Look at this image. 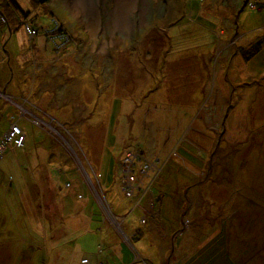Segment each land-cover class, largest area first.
Segmentation results:
<instances>
[{
  "label": "rangeland",
  "instance_id": "374dc122",
  "mask_svg": "<svg viewBox=\"0 0 264 264\" xmlns=\"http://www.w3.org/2000/svg\"><path fill=\"white\" fill-rule=\"evenodd\" d=\"M17 1L27 17L0 0L9 23L0 27V91L53 108L44 106L41 127L26 104L21 112L0 97V138L11 117L28 137L0 164V264L104 262L107 238L122 253L116 227L141 256L135 262L126 248L127 264H160L161 254L166 264H264V0ZM26 24L39 35L31 39ZM219 94L232 114L220 123L210 114L209 129L196 117L218 107ZM127 153L141 156L132 197L123 186ZM213 162L228 169L223 183L202 173ZM214 186L221 197L208 193ZM49 187L58 206L50 217ZM148 187L165 196L155 225L166 231L153 232L145 217ZM98 194L125 217L123 228L97 222ZM219 227L227 242L216 259L196 253ZM235 228L258 229L236 245ZM165 233L171 250L158 240ZM257 249L259 258L246 256Z\"/></svg>",
  "mask_w": 264,
  "mask_h": 264
},
{
  "label": "crops",
  "instance_id": "0c3cea01",
  "mask_svg": "<svg viewBox=\"0 0 264 264\" xmlns=\"http://www.w3.org/2000/svg\"><path fill=\"white\" fill-rule=\"evenodd\" d=\"M5 26H7V23H4L3 24V23L0 22V27L1 28L4 29ZM0 97L3 98L6 101L5 103H11V104L16 105L20 109V111L22 110L21 108H23L22 106L26 104L25 106L31 111V112L30 111L27 112V110H26L27 108L26 107L24 109V110H26L27 113H29V116H28L29 119L31 121H33V122L34 121H39L41 127L44 125L43 124V121L46 118L43 116L42 112L44 111L46 113V111H45L46 109L44 108V106H46V107H50V106L47 105L40 98H39L40 100L33 98V100H29V99H28V101L21 100L19 102V101L15 100L11 95H6V93L5 92H2V91H0ZM211 101H212V98L209 99L208 103L209 104L212 103V102L214 104H217L218 103L217 104L218 107H215L216 109L213 108V107L212 108H209L208 111L202 110L197 115V117H196V120L199 119V118H201L202 120H204V122L206 123V125H207V127L209 129L212 128L210 126L211 124H209L207 122V119H208V117H209L210 114L216 115L217 118H212V119L213 120H218L219 123L224 118L228 120L230 118L231 114H232V113H230V115H228V114L226 116L224 115V112L226 111V108H223V106H226L228 103L226 102V100L220 94H219V101L218 102H215V101H212L211 102ZM50 108H53V107H50ZM0 111H1V109H0ZM2 115H0V122L2 121ZM46 117L49 118L48 116H46ZM12 122L13 123H16L17 125H19L18 122L16 121L15 117H11L10 118V121H9L8 129H9V127H10V125H11ZM44 127H45V125H44ZM48 128L49 127L47 126V128L45 129V131L47 133H48V130H47ZM26 138H27L26 139V143H27V141H28L27 135H26ZM211 142H212V145H210L209 148H212L214 146L213 145V139H211ZM26 148H27V144H25L24 148H22V149H15L13 147H9L6 150L5 155H4L3 159L1 160L0 164L5 159V157H6L9 149L12 150V151H20V150H25ZM219 150H225V148H223V149L220 148ZM29 154H30V152H28V155ZM26 156H27V153H26ZM214 164H215L214 162H213V164H211V163L210 164H202V166H203L202 173H204L205 171L206 172L207 171H210V173H213V175H214V177L212 178L213 181L210 179L211 180V183L218 182V181H219V183H223L225 181V175H226V172L228 171V169L226 168V166H222V165H218V164L214 165ZM117 170H116V172H117ZM154 172L156 173L155 174V176H156L158 174V171L155 170ZM123 175L124 174H122V176ZM88 176H89L90 179L92 178V176L90 174ZM149 181H150V179H149ZM68 183L71 184L70 182H67L66 183V186H67ZM70 188H72V184H71V187ZM70 188H67V189H70ZM188 188H189V186H185V185H181V187H179V189L180 190H183V191L186 189V193H187ZM190 188H192V187H190ZM214 188H215V186L212 187V188H210L208 190V193L210 195L214 196L215 198L216 197H218V198L221 197L222 196L221 190H219V191L216 190L214 192ZM100 189L102 190V193H103L104 191L102 189V186L100 187ZM149 192H150V188H149L148 192H145L147 194V197H148V205H147L146 210H145L146 211L145 217L150 218V220H154V225H155L156 218L159 215L158 212H155L156 211V208L158 207V204L159 203L165 201V196L164 195H161L160 197H157L154 194H152L151 192L150 193ZM48 193H49V202L47 204H45V206L43 207V209H45L44 210L45 216L48 215V217H50V215L53 216L52 214L56 215V211L58 209V206L54 202L55 200H54V196H53V190H52L51 187H49ZM79 196H81L82 198L79 199ZM92 196L97 201L98 205L100 206V208H101V210L103 212V216H102L103 217V220L102 221H97V222H99V224L103 225L106 228H113L114 229V227H116V224L115 223L119 224L121 226V228H123L122 227V224L124 225V219H125V217L117 216L115 213H113L111 211V209H110L111 207L108 204L107 195L105 196V198H106L107 204L109 205L108 208H107L109 210L108 211V213H109L108 215L109 216H106V214H104V211H105L104 210V204L105 203L103 201L101 202V200H102L101 196L98 194V199L94 195H92ZM83 199H84L83 195H78V200H83ZM46 207H48L49 209H46ZM59 212H60V210H59ZM46 213H47V215H46ZM114 221H115V223H114ZM214 226H217V223H215ZM89 227L90 226H88V228ZM74 228L75 229H79V228H82V227H80L79 224H78V227H74ZM156 228H163V230L166 231L165 228H164V226L162 224H160V223L159 224H156L154 226V228H151V230L154 232V230H156ZM212 229H213L212 230V233H211L212 235L210 234L211 236L207 237L206 239L201 240V242L197 245L198 248L196 250V253H198V252L201 253V252H205V251L207 252V254L205 252V254H203V255H209L210 253H212V254H210V258L209 259L215 260L216 257H217V247L220 246V245H222V244H225L227 242V240H225L226 238L223 239L221 237V235L224 233L223 232V228L219 227V228H212ZM257 229L258 228H235V230H234V242H235V244L236 245H244V244H246V239L248 237H251V239H253L254 236H255V231ZM125 231H126V229H125ZM196 231H198V230L196 229ZM162 235H163V236H161L162 239H158V240L160 242H162L163 244H166V245L168 244V246H169L168 248L171 250L172 249V246H173L172 244H173V241L174 240L173 239H170V237L168 235H166V233L165 234H162ZM177 235L175 236V239H176ZM129 237L131 238V236H129ZM259 238L260 237H258L255 241H258ZM108 239L109 238L106 239V242H107L106 245L108 246V247L106 246V256H105L106 261L104 260V262H102L100 260V257H98L97 259L99 261L96 262L95 264H127L128 263V256L126 255V252H127L126 248H130L133 251V253L135 255L134 256V261L135 262H137V261H139V259H141V256L139 254L138 249L137 248L135 249L134 246H133V241L132 240H131L132 241V246H131V244L126 243V242H128V240H123L122 237L121 238L119 237L118 242L119 243L121 242L123 244V248L122 247L120 248V250L122 249V253H115L114 251L116 250V247L113 246V245H111V243L108 242ZM210 245L212 246V248L210 247ZM124 246H125V248H124ZM215 248H216V250H215ZM101 250H102V248H101ZM213 250H214V252H213ZM161 251H162V249H161ZM209 251H211V252H209ZM259 252H260V250L257 249L255 252H252V253H250V254H248L246 256H248V257L249 256L250 257L256 256V258H259L261 256V254H259ZM100 254H103V253H100ZM162 255L163 254H161V257H160L161 258L160 259V264H166V260L164 259V255L163 256ZM50 260H51V258H50ZM83 260H88V258H86V257L82 258L81 264H82V261ZM91 263H92V261L89 260L88 264H91ZM134 264H136V263H134Z\"/></svg>",
  "mask_w": 264,
  "mask_h": 264
},
{
  "label": "built area",
  "instance_id": "2783aa9c",
  "mask_svg": "<svg viewBox=\"0 0 264 264\" xmlns=\"http://www.w3.org/2000/svg\"><path fill=\"white\" fill-rule=\"evenodd\" d=\"M26 32L27 34L32 38L36 35V31H34L30 26H26ZM34 123L36 125H40V122L39 121H34ZM26 135L24 133V131L22 130V128L17 125L16 123H11L9 129L5 132V134L3 135V137L0 139V162L1 160L3 159L4 155H5V152L6 150L9 148V147H13L15 149H22L24 148L25 144H26ZM140 157H136L135 155H132L131 153H127L125 156H124V159L123 160V164L125 167L128 166V170H127V173L125 172V180L126 178L127 179V182L123 183V186H124V192H125V195L127 197H132L134 194H135V187H134V178H135V172L133 171V160L136 161V159H139ZM132 164V165H131ZM132 166V167H131ZM144 170H148V169H152V170H156V167L154 165H151L149 162H145V166L143 168ZM157 171V170H156ZM130 173V174H128ZM139 183L141 182H138L137 183V188L140 186ZM127 184V185H125ZM67 188H70L71 187V184H67L66 186ZM82 197L79 196V199H81ZM145 219H143L144 221ZM145 222V221H144ZM116 229L119 231V233L121 234V236L123 237L124 240H128L126 238V236H124L122 233H121V230L118 229V227H116ZM89 260H83L82 263L83 264H88Z\"/></svg>",
  "mask_w": 264,
  "mask_h": 264
},
{
  "label": "trees",
  "instance_id": "16d2710c",
  "mask_svg": "<svg viewBox=\"0 0 264 264\" xmlns=\"http://www.w3.org/2000/svg\"><path fill=\"white\" fill-rule=\"evenodd\" d=\"M29 1L35 6H42V5H46L47 3H49V0H29ZM4 6L5 7H9L11 9L10 13L12 12V13H16L17 14V12H21L25 17H27L30 14V12H25L22 9V7L19 5L17 0H6ZM0 17H1V21H3V23H7V25H9L6 16L3 13H1V12H0ZM26 26H30V25L29 24L25 25V31H26ZM32 29L34 31H36V35L34 37H37L39 35V31L37 29H35V28H32ZM34 37H32V38L30 37V38L33 39Z\"/></svg>",
  "mask_w": 264,
  "mask_h": 264
},
{
  "label": "water",
  "instance_id": "95a60500",
  "mask_svg": "<svg viewBox=\"0 0 264 264\" xmlns=\"http://www.w3.org/2000/svg\"><path fill=\"white\" fill-rule=\"evenodd\" d=\"M102 197H103L102 200L104 201V203L107 204V201H106L105 195H103ZM107 206H109V205L107 204ZM121 233H122L124 236H126V238L128 239L129 244L132 245V241H131V239L127 236V234H126L123 230H121Z\"/></svg>",
  "mask_w": 264,
  "mask_h": 264
},
{
  "label": "flooded vegetation",
  "instance_id": "af4514ba",
  "mask_svg": "<svg viewBox=\"0 0 264 264\" xmlns=\"http://www.w3.org/2000/svg\"><path fill=\"white\" fill-rule=\"evenodd\" d=\"M39 126H41V125H39ZM139 159H141V156H140V158ZM135 161V160H134ZM135 166V162L133 163V167ZM133 171L135 172V170H134V168H133Z\"/></svg>",
  "mask_w": 264,
  "mask_h": 264
},
{
  "label": "clouds",
  "instance_id": "9594fccd",
  "mask_svg": "<svg viewBox=\"0 0 264 264\" xmlns=\"http://www.w3.org/2000/svg\"><path fill=\"white\" fill-rule=\"evenodd\" d=\"M123 230V229H122ZM124 231V230H123ZM125 232V231H124ZM126 233V232H125ZM128 236V235H127ZM131 239V238H130Z\"/></svg>",
  "mask_w": 264,
  "mask_h": 264
},
{
  "label": "bare ground",
  "instance_id": "6f19581e",
  "mask_svg": "<svg viewBox=\"0 0 264 264\" xmlns=\"http://www.w3.org/2000/svg\"><path fill=\"white\" fill-rule=\"evenodd\" d=\"M10 121V120H9Z\"/></svg>",
  "mask_w": 264,
  "mask_h": 264
}]
</instances>
